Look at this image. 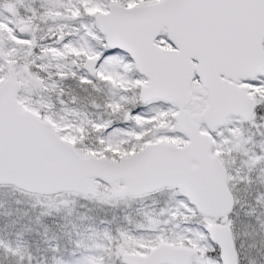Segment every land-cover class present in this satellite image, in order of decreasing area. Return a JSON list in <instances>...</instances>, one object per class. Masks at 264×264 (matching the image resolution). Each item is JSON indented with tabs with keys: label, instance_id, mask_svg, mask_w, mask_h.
<instances>
[{
	"label": "snow or ice",
	"instance_id": "snow-or-ice-1",
	"mask_svg": "<svg viewBox=\"0 0 264 264\" xmlns=\"http://www.w3.org/2000/svg\"><path fill=\"white\" fill-rule=\"evenodd\" d=\"M0 197V264H264V0H0Z\"/></svg>",
	"mask_w": 264,
	"mask_h": 264
},
{
	"label": "rangeland",
	"instance_id": "rangeland-1",
	"mask_svg": "<svg viewBox=\"0 0 264 264\" xmlns=\"http://www.w3.org/2000/svg\"><path fill=\"white\" fill-rule=\"evenodd\" d=\"M3 195H8V194H3ZM4 202L2 197H0V203Z\"/></svg>",
	"mask_w": 264,
	"mask_h": 264
}]
</instances>
